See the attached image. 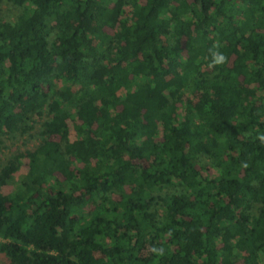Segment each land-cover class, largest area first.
<instances>
[{
    "label": "trees",
    "instance_id": "trees-1",
    "mask_svg": "<svg viewBox=\"0 0 264 264\" xmlns=\"http://www.w3.org/2000/svg\"><path fill=\"white\" fill-rule=\"evenodd\" d=\"M36 124L11 264H264V0H0V142Z\"/></svg>",
    "mask_w": 264,
    "mask_h": 264
},
{
    "label": "rangeland",
    "instance_id": "rangeland-1",
    "mask_svg": "<svg viewBox=\"0 0 264 264\" xmlns=\"http://www.w3.org/2000/svg\"><path fill=\"white\" fill-rule=\"evenodd\" d=\"M19 12V10L13 6H7L5 5L2 7L1 13H3L4 17L6 19H13L15 15ZM126 13L130 14V8L126 9ZM126 93L125 89H122L120 91L121 95H124ZM188 98H191V95L187 96ZM72 127V138L75 137V130ZM40 127L39 124L35 125V128L32 129L28 133L20 134L17 137L14 138H3L2 142H0V167L2 163H4L9 156L12 154H15L19 151H25L26 149H32L40 142ZM27 167L26 165H23L21 170L15 174L14 179L7 184L0 188L1 192L3 194H8L13 192L15 189H17L18 183L20 181L21 176L26 171ZM204 173H210V171H203ZM264 262V260H263ZM0 264H11L9 259L2 253H0Z\"/></svg>",
    "mask_w": 264,
    "mask_h": 264
}]
</instances>
